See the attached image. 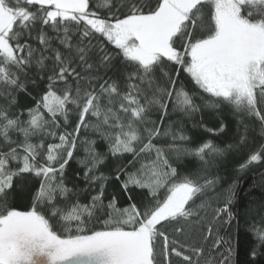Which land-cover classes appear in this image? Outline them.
Segmentation results:
<instances>
[{"label": "snow or ice", "instance_id": "6c2138e0", "mask_svg": "<svg viewBox=\"0 0 264 264\" xmlns=\"http://www.w3.org/2000/svg\"><path fill=\"white\" fill-rule=\"evenodd\" d=\"M205 111L207 138L170 119ZM236 153L264 166V0H0V264H234L241 220L257 264Z\"/></svg>", "mask_w": 264, "mask_h": 264}, {"label": "trees", "instance_id": "16d2710c", "mask_svg": "<svg viewBox=\"0 0 264 264\" xmlns=\"http://www.w3.org/2000/svg\"><path fill=\"white\" fill-rule=\"evenodd\" d=\"M32 95L35 96V93H33ZM20 100L21 103H30L32 97L23 96L20 98ZM170 119L180 120L186 130L185 134L192 137V139L197 140L201 137H208V133L205 131V126L213 127L217 117L215 116V114H211L205 111L203 114L202 122L200 116H197L193 120H183L180 116L173 114L171 115ZM224 123L228 124V128L226 129L224 134H221L216 138L217 143L232 142V137L236 132L235 123L231 118L225 120ZM202 124L204 126H202ZM253 135L256 137L257 143H260L261 141L259 140V128H256L254 130ZM239 155L240 153H236L234 156L225 159L220 166V174L223 175L226 180H229V182H231V178H234L235 176L241 177L236 187L237 196L235 201L236 207L234 211L243 212L245 208L250 205V202L260 201L262 196H264V180H261V175L264 174V166L253 165L251 167V170L236 172L234 171L236 167L235 157ZM185 163L188 168H194L197 165V161L192 158H189ZM79 167L80 166L76 163L75 160L71 161L70 167L67 169V178L72 181V183H75L83 188L82 181L77 179L75 175ZM69 186H71V184ZM113 190V188H109L110 192ZM126 201L127 194H122L120 197L121 206H124ZM188 230L193 232V241L199 238V229L193 228L191 225H189ZM227 231L231 234V243L234 249V264H247V262L252 259L250 256L252 236L250 235L248 226L245 225L241 220L239 226L234 222L232 226L227 229ZM173 259L174 264H180L179 260H177L176 258ZM256 262L257 264H264V258L257 257Z\"/></svg>", "mask_w": 264, "mask_h": 264}]
</instances>
